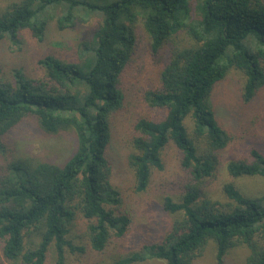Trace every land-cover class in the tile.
Listing matches in <instances>:
<instances>
[{
    "label": "trees",
    "instance_id": "obj_1",
    "mask_svg": "<svg viewBox=\"0 0 264 264\" xmlns=\"http://www.w3.org/2000/svg\"><path fill=\"white\" fill-rule=\"evenodd\" d=\"M192 2L14 0L0 10V39L13 41L23 31L43 41L52 22L65 30L99 18L77 61L45 54L38 72L16 69L13 80L0 66V264H47L52 247L55 264H66L67 248L102 252L128 233L132 216L119 210L110 146L113 116L124 108L128 73L141 57L139 27L162 68L161 88L145 98L167 115L136 124L128 156L134 189L145 192L164 169L170 143L181 153L184 182L177 199H164V210L176 216L164 238L106 264H194L209 241L218 264L238 245L249 250L245 264H264V194L227 182L229 202L218 207L205 190L231 143L211 102L215 86L232 68L245 77V101L264 86V0H195L194 8ZM28 119L48 135L73 132L76 147L67 161L13 154L10 135ZM225 169L233 178L264 177V153L251 148ZM81 224L88 247L75 243Z\"/></svg>",
    "mask_w": 264,
    "mask_h": 264
},
{
    "label": "rangeland",
    "instance_id": "obj_2",
    "mask_svg": "<svg viewBox=\"0 0 264 264\" xmlns=\"http://www.w3.org/2000/svg\"><path fill=\"white\" fill-rule=\"evenodd\" d=\"M14 0H0V10L8 7ZM195 7V0L192 2ZM99 18L87 23H78L71 28L60 30L56 22L49 26L45 40L39 41L30 31H23L13 41L9 36L0 39V66L3 77L14 79V71L22 69L27 74L38 72L37 60L45 54H56L66 61L79 60L81 42L90 38L98 28ZM140 40V60L128 73L126 82L127 98L124 108L113 116V134L110 155L114 164V184L121 192L122 204L119 210L132 216L131 227L124 237L113 238L105 251L85 253L66 250V264H106L125 256L147 242L162 240L167 234L173 219L163 208L166 196L177 199L184 182V173L180 168L181 153L174 143H170L163 152L164 169L156 170L151 184L145 192H136L128 156L132 152V140L138 135L136 124L141 119L161 121L167 111L156 108L146 101L149 90L161 88V58L153 56L148 47V37L141 27L138 29ZM138 52V54H139ZM166 55L165 50L161 57ZM134 63V62H133ZM243 73L232 68L224 80L218 83L212 94L211 102L220 124L230 133L231 143L222 151L218 170L205 183V190L222 207L229 202L223 190L227 182L235 183L248 195L264 194V177L233 178L226 171V163L231 159L244 156L251 148L264 153V86L251 101H245ZM13 142V154L19 157L33 156L44 161L64 163L76 147V137L71 131L57 135L45 134L33 119L17 126L10 135ZM83 224L76 228L75 243L88 247ZM217 246L209 241L195 259L194 264H218ZM249 250L245 245L230 249L226 264H245ZM54 247L50 249L47 264L56 263ZM6 264H11L8 261ZM139 264H165L161 260H152Z\"/></svg>",
    "mask_w": 264,
    "mask_h": 264
}]
</instances>
